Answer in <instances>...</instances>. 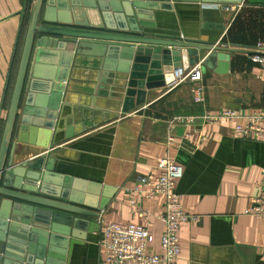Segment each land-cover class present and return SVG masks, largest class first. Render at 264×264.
Segmentation results:
<instances>
[{"label": "crops", "instance_id": "1", "mask_svg": "<svg viewBox=\"0 0 264 264\" xmlns=\"http://www.w3.org/2000/svg\"><path fill=\"white\" fill-rule=\"evenodd\" d=\"M157 1L170 10L150 12L148 22L158 24L148 29L151 32L247 48L264 40V0L234 4ZM23 2L0 0V136L29 14L27 7L18 35ZM204 5L217 10H203ZM248 55L230 53L226 74L206 70L198 83L145 89L144 103L125 113L106 84L99 98L89 95V82L97 73L83 65L77 67L65 89L66 103L62 102L63 117L56 136L59 141L47 149L53 171L109 188V202L101 214L103 223H141L131 213L124 189L139 175L156 176L158 160L168 157L182 167L176 191L182 208L194 216L180 225L178 264H264V218L243 214L259 191L256 184L264 182V140L236 137L234 120L217 124L201 119L206 111L264 108V80ZM196 86L203 92L199 103L193 101ZM24 95L25 91L21 106ZM187 116H194V122L176 119ZM168 136L175 139L169 146ZM41 150L22 144L14 157L23 158L30 151L32 158ZM163 201L162 196H156L142 202L148 214L146 227L153 235L148 253L159 249ZM83 234L84 240L70 246L65 264H103L100 228Z\"/></svg>", "mask_w": 264, "mask_h": 264}, {"label": "water", "instance_id": "2", "mask_svg": "<svg viewBox=\"0 0 264 264\" xmlns=\"http://www.w3.org/2000/svg\"><path fill=\"white\" fill-rule=\"evenodd\" d=\"M28 1L20 14L18 35L29 7L0 136V264H65L70 246L85 239L83 232L100 228L109 202L106 186L53 171L47 150L59 141L62 102L74 70L93 69L97 76L84 86L91 87L89 95L99 98L106 84L125 113L144 103L145 89L169 85L175 68L199 64L202 73L226 74L230 53L251 51L149 31L158 25L148 22L150 12L170 10L157 0ZM22 144L42 150L32 158L30 151L14 157Z\"/></svg>", "mask_w": 264, "mask_h": 264}, {"label": "built area", "instance_id": "3", "mask_svg": "<svg viewBox=\"0 0 264 264\" xmlns=\"http://www.w3.org/2000/svg\"><path fill=\"white\" fill-rule=\"evenodd\" d=\"M224 9H228L225 7ZM249 60L260 69L264 80V40H258L249 48ZM203 73L200 65L187 69L181 67L173 70V81L169 86L174 87L183 82L190 84L201 81ZM193 101H203L201 86H196ZM185 123H193L194 116L176 117ZM201 119L206 123L224 124L234 120L233 133L243 139L264 140V108L236 112L231 109H222L216 112L206 111ZM173 136H168L167 145L174 144ZM158 174L154 177L139 175L131 186L124 189L125 198L130 211L141 219V223H100V245L103 251V264H178L179 244L178 232L180 225L194 219L187 213L180 203V195L176 191V181L182 176V167L168 157H163L157 162ZM258 193L250 199V205L243 210V214L255 218H264V182L256 184ZM162 196L164 213L159 215L163 230L159 236L158 252L148 253L147 245L153 235L146 227L148 214L142 208L145 199ZM264 252V244H263Z\"/></svg>", "mask_w": 264, "mask_h": 264}]
</instances>
